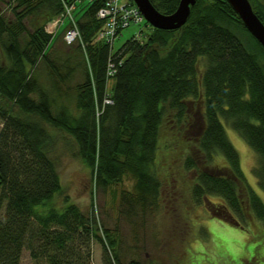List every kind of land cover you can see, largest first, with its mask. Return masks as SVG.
<instances>
[{"label": "trees", "instance_id": "16d2710c", "mask_svg": "<svg viewBox=\"0 0 264 264\" xmlns=\"http://www.w3.org/2000/svg\"><path fill=\"white\" fill-rule=\"evenodd\" d=\"M102 1L85 3L77 18L84 49L63 43L65 52L44 29L62 11L61 0H7L13 18L0 12V264H19L23 250L35 264H88L91 239L101 244L103 264H139L122 262L109 230L99 235L95 218L67 196L60 205L51 203L62 190L52 131L77 144L95 187L106 189L132 173L134 198L122 200L129 208L124 213L135 215L136 207H157L156 167L165 149L161 138L172 133L165 128L170 111L178 126L196 129L176 137L187 150L182 169L195 173L190 201L200 205L218 197L238 223L250 214L264 224V203L244 177L225 130L236 131L256 153L251 170L264 191V48L227 0H196L180 28L152 27L118 49L113 103L103 106L110 51L93 42ZM149 1L162 14L179 3ZM249 1L264 24V0ZM76 73L81 78L71 85ZM218 155L223 167L214 162Z\"/></svg>", "mask_w": 264, "mask_h": 264}, {"label": "rangeland", "instance_id": "374dc122", "mask_svg": "<svg viewBox=\"0 0 264 264\" xmlns=\"http://www.w3.org/2000/svg\"><path fill=\"white\" fill-rule=\"evenodd\" d=\"M84 6L85 3L76 5L73 12L76 19ZM0 12L6 18H13L7 0H0ZM30 22L28 19L25 23L28 29H31ZM68 23L69 18L63 19L51 39V43L62 52L67 51L61 36ZM151 28L144 20L122 29L113 42V51L133 36L142 39ZM80 78V74L76 73L71 85ZM114 85L115 78H111L107 85L110 93ZM195 107V102H191L189 115L194 114ZM165 120V128L168 129L170 125L172 133H166L161 138V146L165 145V149L156 167L161 181L156 208L143 212L136 207L135 215L133 211L125 214L124 209L129 208L126 198L122 200L123 195L131 194V198L135 195L136 179L132 173L127 170L119 182L111 183L106 189L95 187L91 169L77 153V144L58 130L52 131L58 138L51 156L57 164L62 190L51 203L60 205L67 196L84 213L94 217L96 226L102 229L98 230V234L102 236L104 228H107L110 236L119 243L120 257L124 263L135 260L139 264H264L262 222L249 214L244 221L236 223V218L226 211L224 202L218 197L208 196L200 205L190 201V181L195 173L182 169L187 150L184 146L180 148L176 137L183 139L185 134L193 135L196 129L188 131L184 129L187 128L186 124L178 126L172 111L166 113ZM225 130L239 154L244 177L264 203V191L257 187L251 170L256 163V153L236 131L228 126H225ZM214 162L220 167L225 164L222 155L216 156ZM2 215L3 206L0 218ZM89 250L88 264H103L101 244L91 239ZM19 264H35L27 250H23Z\"/></svg>", "mask_w": 264, "mask_h": 264}, {"label": "built area", "instance_id": "2783aa9c", "mask_svg": "<svg viewBox=\"0 0 264 264\" xmlns=\"http://www.w3.org/2000/svg\"><path fill=\"white\" fill-rule=\"evenodd\" d=\"M94 1L95 0H72L70 2H65L61 0L63 6L62 11L46 23L44 27L45 31L52 35L55 34L63 19L69 18V23L62 34V41L66 45L79 43L84 49L77 19L73 16V12L78 3H89ZM95 17L102 22V25L94 35L93 42L106 43L110 51L105 75V94L102 101L103 106H105L113 103L107 85L109 80L114 78L118 66H120L122 62V58L116 60L118 57L115 55L118 49L113 51V42L115 38L119 36L122 29L131 24H139L145 19L133 0H103L102 5L95 12ZM132 38L136 39L139 37L133 36ZM97 113L99 114L101 111L98 109Z\"/></svg>", "mask_w": 264, "mask_h": 264}, {"label": "water", "instance_id": "95a60500", "mask_svg": "<svg viewBox=\"0 0 264 264\" xmlns=\"http://www.w3.org/2000/svg\"><path fill=\"white\" fill-rule=\"evenodd\" d=\"M145 20L154 28L162 30L178 29L184 25L196 0H179L171 14L160 13L149 0H133ZM233 7L248 32L264 48V24L253 11L249 0H227Z\"/></svg>", "mask_w": 264, "mask_h": 264}, {"label": "flooded vegetation", "instance_id": "af4514ba", "mask_svg": "<svg viewBox=\"0 0 264 264\" xmlns=\"http://www.w3.org/2000/svg\"><path fill=\"white\" fill-rule=\"evenodd\" d=\"M232 217V216H231ZM236 222V221H235Z\"/></svg>", "mask_w": 264, "mask_h": 264}]
</instances>
